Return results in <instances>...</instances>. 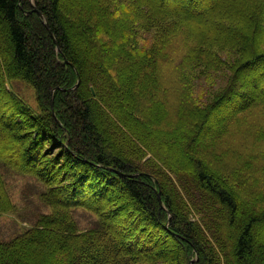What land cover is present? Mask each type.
Here are the masks:
<instances>
[{"label": "trees", "instance_id": "16d2710c", "mask_svg": "<svg viewBox=\"0 0 264 264\" xmlns=\"http://www.w3.org/2000/svg\"><path fill=\"white\" fill-rule=\"evenodd\" d=\"M137 1L119 2L117 19L111 0H0V153L36 170L53 207L0 241V264H264V152L226 144L245 137L235 128L264 142V94L237 82L264 75V0ZM166 5L184 13L172 39ZM157 22L166 34L149 41ZM136 30L138 42L120 40ZM230 44L246 52L233 64L220 53L234 57ZM227 68L222 93L194 104L190 71ZM13 79L34 88L35 110L7 90ZM14 206L0 172V216Z\"/></svg>", "mask_w": 264, "mask_h": 264}, {"label": "rangeland", "instance_id": "374dc122", "mask_svg": "<svg viewBox=\"0 0 264 264\" xmlns=\"http://www.w3.org/2000/svg\"><path fill=\"white\" fill-rule=\"evenodd\" d=\"M63 1L67 2L68 0H63ZM98 1L100 2L101 0H97V2ZM149 1H151L154 4L159 3L158 0H149ZM119 2H123V4L131 7L133 4L132 3L133 0H120V1L111 0V3L115 4L114 5V7H115L114 13L115 14L114 15H115V18H117V19L121 18L123 16V13H125V11H127L125 6L120 4ZM204 2H208V0H204ZM137 6L138 7H145L144 3H142L141 0L137 1L136 7ZM162 8L164 9V11H166L165 14H167V18H169V19H165V21H167L168 24H172V25H173V21L176 22V25L172 26L171 30H169V32H167V34H170L169 38L172 39L174 37L179 36V34L181 33V29H182V27H184V23H185V20L182 17L184 15V13L178 11L177 9H175V7L173 8L172 6H169V5H166L165 7H162ZM191 20H196L199 28H201V29L202 28L203 29H210V28H212V25H213L210 22H208L207 20H204L202 17H200L198 19L191 18ZM161 22H164V20H161ZM24 26L26 27L25 23H24ZM159 32H161V31H160V26L157 22L156 27L152 31L151 30L147 31L149 41L150 40L154 41L155 38L159 39L162 36V34H164V35L166 34L165 32H162V33H159ZM137 33H138V30L131 32V33L123 34L122 36H120L121 37L120 40L122 42H124L126 40L132 39V40H135L136 42H138L140 40V38H139ZM157 34H160L159 37H157ZM161 40L164 41V39H162V38H161ZM182 43H184V42L181 41L180 43H176V45L179 44L180 46H182ZM184 44H186V43H184ZM149 45H151V44L148 43L145 46L147 47ZM80 46L87 53L85 45L80 43ZM172 46H175V45H171L170 48H172ZM144 47H141L140 50H143ZM227 48L232 49L233 54H235L236 57L235 56L232 57L230 54L225 53V52H220V53L222 56L225 57V59L230 64H233L232 61H234L237 58V56L240 55L242 57H245V55H246V52L244 51L245 49L240 48L238 46H235L234 44H230ZM261 52H264V51H261ZM5 65H6V63H5ZM169 69H171V65H166L164 67V70L166 72H163V73L169 75V76H167V78L171 82V84L179 82L174 73H170L171 71L167 72V70H169ZM230 71L231 70L228 71V68H227L225 71L219 72L218 74H216L214 76H202L199 78H197V77L195 78V76H194V75L199 74L197 72V70L190 71L191 73H190V76L187 80V86L191 92V98L190 99L193 101V103L196 104L197 106H204L208 103L213 102V100H215L216 97H218L222 93L223 88L226 86L225 85L226 84V76H227L228 72L230 73ZM111 72L113 73L112 76L115 77L116 74L113 72V68L111 69ZM260 72H259V74H260ZM263 76L264 75L261 74V75L255 77V74L250 71V73L241 74L238 77L237 82H238V85L240 86V88L244 92H246V90L248 88H250L251 86H256L257 90L258 91L261 90V93L264 94V77ZM13 80L14 81H7L5 83L7 90L10 89L14 94L17 95V97L20 100H22L30 108L35 110L37 102H36V96H35L34 88L30 84H27V83H24L21 81H17L15 79H13ZM0 89L2 90V79H0ZM179 90H180V84H179ZM7 100L10 101L9 99L0 95V102L1 103L3 102V104H4V102H6L7 104H9V102ZM224 110H228V108H226V109L222 108L221 109V111H224ZM223 114L224 113H221V115H223ZM233 115L228 116L226 118L229 120L232 117L236 116V115L235 116H233ZM137 116L138 115H136L135 117H137ZM138 118H139V116H138ZM216 118L217 117L215 115L211 118V120L214 121V119H216ZM238 130H239V128H235L233 131L229 130V131H231L229 133V136L234 135V134H238V135L242 134L245 137L242 138L241 141L236 139V138H231L230 140H228L226 144H228L230 149L233 146H237V147L242 146V144L245 143V141H247V142L251 143V145L253 147L251 150H253V152H256V151L257 152H264V142H262L260 144L253 143L250 140V137H249L250 134L244 133L243 131H239L238 133H235ZM154 131L156 133H163V132H158L155 129H154ZM164 132L167 133V131H164ZM224 134H226V133H224ZM246 135L249 137V140L246 138ZM243 148L245 149L244 151H247L245 145ZM14 151H15V149H13L11 147L10 148L5 147V148H3V150L0 153V162L2 161V162H4L3 164H5V165H1L0 172H1L3 178L6 182L8 193H9L13 203L15 204L14 212L0 216V241L1 240H9L12 237H14L15 235L21 233L22 231H24L27 228H29L30 226H32L36 217L39 214L43 213L44 215H51L53 213V207H51L48 204L42 203L38 198V194L43 189V185H42L43 181H41L35 177L36 176L35 175V172H36L35 169L28 168L19 159L18 160L15 158L13 159L15 164L11 161L13 157L10 156V154H12V152H14ZM3 156H4V159H3ZM259 179H262L260 181L262 184H260L259 189H262L261 194H263L262 197H264V177H260ZM246 187L247 188L249 187L248 190L251 189L250 192L252 193L254 191V190H252V188L256 187V180L253 181V180L248 178L246 180ZM115 195H116V193L114 194V196ZM116 196L114 197V200L116 199ZM115 202H117V203L120 202V199H118V196H117V201H115ZM110 206H111V204H110ZM110 206L109 205L106 206L103 204L101 209L103 212H105ZM81 209L82 208L76 209L75 217L77 219H79L80 230H84V229H87L90 226V224H89V222L87 223V219L84 217V214L82 213L84 211ZM158 263L162 264V261H158Z\"/></svg>", "mask_w": 264, "mask_h": 264}, {"label": "water", "instance_id": "95a60500", "mask_svg": "<svg viewBox=\"0 0 264 264\" xmlns=\"http://www.w3.org/2000/svg\"><path fill=\"white\" fill-rule=\"evenodd\" d=\"M38 16H39V18H41L42 19V15H41V13H39L38 12ZM45 26H46V28L48 29V26L45 24ZM53 38V37H52ZM55 42V41H54ZM52 112H53V109H52ZM158 200H159V204L161 205V201H160V196H159V194H158Z\"/></svg>", "mask_w": 264, "mask_h": 264}, {"label": "bare ground", "instance_id": "6f19581e", "mask_svg": "<svg viewBox=\"0 0 264 264\" xmlns=\"http://www.w3.org/2000/svg\"><path fill=\"white\" fill-rule=\"evenodd\" d=\"M165 1V0H164Z\"/></svg>", "mask_w": 264, "mask_h": 264}]
</instances>
